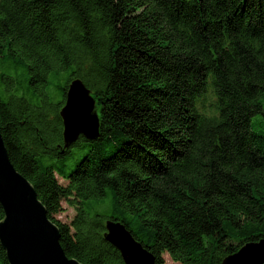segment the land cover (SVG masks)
Wrapping results in <instances>:
<instances>
[{"label":"trees","instance_id":"1","mask_svg":"<svg viewBox=\"0 0 264 264\" xmlns=\"http://www.w3.org/2000/svg\"><path fill=\"white\" fill-rule=\"evenodd\" d=\"M75 79L95 98L99 135L66 146ZM257 114L264 0H0V130L66 254L84 264H125L108 221L157 264L166 253L222 264L264 239ZM64 202L75 209L66 222ZM0 264H10L1 242Z\"/></svg>","mask_w":264,"mask_h":264},{"label":"water","instance_id":"2","mask_svg":"<svg viewBox=\"0 0 264 264\" xmlns=\"http://www.w3.org/2000/svg\"><path fill=\"white\" fill-rule=\"evenodd\" d=\"M91 90L81 79L69 86L61 110L66 146L80 134L93 139L99 135L100 117ZM0 204L4 218L0 221V242L10 264H84L69 257L60 243L58 225L48 217L34 185L12 163L0 130ZM105 238L114 245L125 264H157L126 226L108 221ZM264 239L249 242L222 264H263Z\"/></svg>","mask_w":264,"mask_h":264},{"label":"rangeland","instance_id":"3","mask_svg":"<svg viewBox=\"0 0 264 264\" xmlns=\"http://www.w3.org/2000/svg\"><path fill=\"white\" fill-rule=\"evenodd\" d=\"M95 110L98 112L96 109L95 105ZM253 126L256 129H262L264 130V115L263 114H257L253 117ZM103 210V208H101ZM75 215V209L70 206L67 202L63 203V209L62 211L57 215V218L63 222L70 221ZM165 258V264H180L176 261H174L169 254L164 255Z\"/></svg>","mask_w":264,"mask_h":264}]
</instances>
